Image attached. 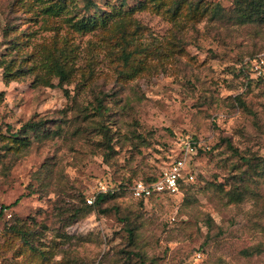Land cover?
Listing matches in <instances>:
<instances>
[{
    "label": "rangeland",
    "instance_id": "rangeland-1",
    "mask_svg": "<svg viewBox=\"0 0 264 264\" xmlns=\"http://www.w3.org/2000/svg\"><path fill=\"white\" fill-rule=\"evenodd\" d=\"M91 2L0 0V264H41L15 253L8 230L21 222L37 230L44 264H264V253L240 254L264 246L260 206L217 187L228 189L238 163L224 139L264 158V26L237 25L234 0H125L123 10L145 8L91 27L120 0ZM129 41L148 52L121 68L113 58ZM67 55L74 68L57 87L48 67ZM36 122L44 129H25ZM24 132L28 145L13 144ZM188 142L194 181L135 197L134 184L183 157ZM106 192L114 198L94 205ZM124 218L137 228L132 246Z\"/></svg>",
    "mask_w": 264,
    "mask_h": 264
},
{
    "label": "trees",
    "instance_id": "trees-1",
    "mask_svg": "<svg viewBox=\"0 0 264 264\" xmlns=\"http://www.w3.org/2000/svg\"><path fill=\"white\" fill-rule=\"evenodd\" d=\"M173 2L179 7L182 4H186L187 0H173ZM86 9L92 8L91 0H85ZM125 0H120V8L115 10L113 9L112 12H104L103 16H99V18L89 17L88 18V26L91 27H100L105 26L108 21H112L114 19H119L120 21H124L127 17V12L133 13L135 11H141L145 8L143 2H139L138 6L133 9L123 10V5ZM124 17V18H123ZM234 19V22L239 25H256L259 27L264 26V0H234L233 2V10L232 16L230 17ZM80 23V22H79ZM121 29V26H120ZM127 32V31H123ZM132 42H127L121 49V52L117 54L116 57L113 58L114 62L120 63L121 68H131V65L135 62L136 54L147 53L148 48H143L141 51H138L136 48H132ZM132 48V50H128ZM75 56L67 55L64 58H54L52 63L48 68H51V76L58 78L57 87H62L64 83L68 80L69 75L71 74L70 68H74V60ZM3 69V76L4 79H7L10 75L9 70L7 68H12L10 63H3L1 64ZM142 65L141 62L135 63L134 66L139 67ZM92 68V67H89ZM68 95V94H66ZM239 101V99H236ZM94 111L97 113L98 116H102V107L100 105V101L97 102L96 106L93 107ZM25 129L29 131L38 132L44 129V126L41 122H36L33 124H28ZM103 135L105 136L106 132L102 131ZM13 144H18L21 146H27L26 143L28 137L26 132L13 134ZM226 143V146L230 150L234 156L238 158V163L232 165V174L231 179H229L224 185L228 186V189L225 191L223 190L224 186L219 185L220 192L230 201L235 204H239L245 201L247 198L254 199L256 204L260 206L261 212L258 214V220H264V204L262 202L261 196L259 192L256 190V186L258 185V177L264 181V158H259L258 156H248L244 157L239 154V152L230 146L228 140H223ZM162 173V172H161ZM161 173L158 176L150 177L145 179L144 183H153L157 181ZM251 184L253 187L249 186ZM183 185H180V189H183ZM160 195V194H156ZM170 195V194H165ZM114 198L113 193L106 192L103 194H98L95 198L94 205H98L100 207L104 202L111 200ZM17 199L14 204L18 202ZM139 205L142 206V199H139ZM4 208V207H2ZM86 209V208H85ZM85 209L79 210V213H83ZM102 213L107 212V209L104 208L101 210ZM77 212L73 214L74 217L78 216ZM125 224H127L126 233L128 238V244L130 246L134 245L136 239V227L133 225L131 226V219L124 218ZM130 224V226H129ZM257 228L264 234V222H257ZM44 229V228H42ZM8 234H10V238H17L20 241L19 248L21 250H16L15 253L25 255L26 260H39L41 264H44L48 260V255L43 250H39L34 246V240L37 236V230L33 229L29 226V223L21 222L13 224L9 227ZM264 253V246L258 244L253 247H249L243 249L240 254L244 257H251L253 255H259Z\"/></svg>",
    "mask_w": 264,
    "mask_h": 264
},
{
    "label": "built area",
    "instance_id": "built-area-1",
    "mask_svg": "<svg viewBox=\"0 0 264 264\" xmlns=\"http://www.w3.org/2000/svg\"><path fill=\"white\" fill-rule=\"evenodd\" d=\"M190 143H186L183 157L175 159L165 170L160 178L153 183L137 182L132 190L135 197H149L156 194H175L180 190V185L192 183L194 176L187 167V156L191 152ZM91 203V201H87Z\"/></svg>",
    "mask_w": 264,
    "mask_h": 264
}]
</instances>
